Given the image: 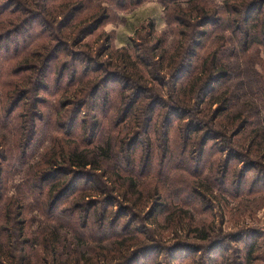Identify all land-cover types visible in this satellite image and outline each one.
<instances>
[{
    "label": "trees",
    "instance_id": "16d2710c",
    "mask_svg": "<svg viewBox=\"0 0 264 264\" xmlns=\"http://www.w3.org/2000/svg\"><path fill=\"white\" fill-rule=\"evenodd\" d=\"M27 1L33 5L36 0ZM179 1L162 0L169 6L172 22L181 27L178 35L182 40L174 51L165 49L158 53L160 44H156L151 47L156 60L137 57L133 61L131 55L120 58L125 71L130 70L139 85L153 84L154 96H148L145 106H136L141 98L138 95L122 109L116 124L103 131L97 143L83 145L69 132L65 137L55 133L65 119L64 124L74 128L81 109L99 94L102 82L94 83L95 78L87 76L89 71L84 72L78 82L83 87L71 94L69 105L74 110L67 115L58 110L57 119L51 116L45 120L39 113L44 104L40 91L47 86L44 81L50 62L59 57L56 49L51 51V29H46L54 22L26 10L30 7L24 0H0V264H131L129 258L138 261L151 250L143 245L146 230L136 225L143 220L146 209L150 211L149 220L155 219L154 224L159 223L162 210L169 209V223L180 227L187 224L188 234H194L201 243L208 242L209 228L200 230L194 215L181 216L175 207L170 211L172 204L167 207L162 200L169 199L168 187L176 180L171 178V171L188 177L172 193L176 205L182 207L187 204L184 196L192 197V204L202 197L204 178L210 184L205 192L213 194L230 181L232 172L233 197L243 196L251 172L254 177L248 192L256 191L255 183L264 185V59H256L264 48V0H188L187 7ZM44 5L49 6L48 0L38 8ZM80 6L70 7L66 2L48 9L54 19L58 15L66 17L62 27L67 28L76 19ZM7 12L19 14L6 22L3 16ZM103 20L102 16L89 21V32L97 30ZM36 21L41 26L38 31L34 27ZM39 38L42 44L34 53L31 46ZM199 48H205L201 56ZM10 61L16 65L4 72V63ZM240 67H244L248 89L238 87L242 90L233 95L240 96L235 103L230 94ZM240 83L243 86L241 80ZM76 85V80H70L67 88ZM161 87L169 88L168 100L162 99ZM123 88L128 89L124 83ZM135 89L138 94L142 92V87ZM245 97L252 104L240 103ZM25 100L28 107L22 111ZM121 102L114 108L120 110ZM96 104L93 111L103 112L105 103ZM69 105L61 107L65 110ZM19 109L20 113L14 116ZM175 119L180 120L178 126L174 125ZM1 130L7 136H2ZM172 134L177 138L175 143ZM157 135L164 139L162 150L169 153L170 173L165 178L149 170L155 152L152 138ZM143 136L149 139V165L140 170L134 146ZM46 139L52 146L38 161H33ZM218 154L219 158L204 160ZM235 160L241 167L238 169L236 163L233 170L230 166ZM15 169L21 171L23 178L17 185V198L10 196V178L6 177ZM120 199L124 203L111 209ZM35 211L42 221L41 229L33 235L28 225ZM67 224L63 233L65 229L59 227ZM65 246L69 249L67 255L60 249ZM198 246L201 247L196 243L190 247ZM251 250L247 264H254L258 257L254 246Z\"/></svg>",
    "mask_w": 264,
    "mask_h": 264
},
{
    "label": "rangeland",
    "instance_id": "374dc122",
    "mask_svg": "<svg viewBox=\"0 0 264 264\" xmlns=\"http://www.w3.org/2000/svg\"><path fill=\"white\" fill-rule=\"evenodd\" d=\"M18 1L20 3V0ZM42 1L44 0H36L31 5L27 0H24L28 4L27 6L30 7V9L26 10L40 16L43 15V17L47 16L53 20L54 25L52 27L48 25L46 29H51V38L53 39L51 51L56 49L59 57H56L54 60L52 59L50 62V71L46 76L47 79L45 78L44 81L47 86H45L44 90L40 91L44 104L40 105L39 113L45 120H49L51 116L57 119L58 110H62V114L64 115L74 110V107L69 105L71 100H73L71 94L76 89L83 87L78 82L85 75L84 72L89 71L87 76L95 78V82L91 79L90 83L102 82L99 94L89 99L87 105L81 109V114L73 129L65 125L64 121L66 119H63L64 121L62 120L61 125L57 127L59 130L55 135L65 137L69 132L72 134L73 139L78 138L77 140L83 145L94 141L97 143L103 136V131L108 126L113 125V123L116 124V120L120 115L119 113L123 111L122 109L127 104L137 99L138 95H140L141 98L138 100L136 106H145L151 94L153 96L155 94L153 84L148 82L139 85L137 80L131 77L130 70L125 71L120 58L125 55H131L133 61H137V57L138 60H156L158 57L151 49L156 44H160L158 53H161L165 49L174 51L177 47L176 44L182 40L181 36L178 35L181 27L172 22L171 14L168 10L169 6L164 4L162 0H142L139 3H137V0H123V2L121 0H56V2L48 0L49 9H52L53 5H60L66 2L69 3L70 7L78 4L81 5L79 12L76 14V19L74 22H70L67 28L62 27L66 17L58 15L54 19L51 17V11L46 5L43 8H38V5L42 4ZM179 2L182 7L189 6L188 0H180ZM53 10L57 11V9ZM18 14L10 15L7 12L3 18L6 19V22L9 19L15 20ZM90 14L96 15L87 16ZM102 16L104 20L100 27L97 30L89 32V28L86 26L87 23L91 22L94 18L97 20ZM75 26H77L76 29H74ZM34 27L38 31L41 27L40 22L36 21ZM15 38H12V40L15 41ZM39 39L35 40L31 46L34 53L40 50L36 49L37 46L42 44V39ZM260 51L259 57L256 58L257 60L264 59V48H261ZM204 52L205 48L198 49L199 56L203 55ZM15 63V61L4 63V72L8 68H13L16 65ZM256 68L260 70L259 65ZM94 69L99 70L93 72ZM238 71V78H236L233 84V92H230V97L232 96V100L235 103L240 96L237 98L233 95L240 93L242 90V88L239 90L238 87L248 89L245 87L247 78L244 67H240ZM164 72L167 71L165 70ZM75 73L76 76L73 77ZM70 80L77 81V85L74 88H67ZM123 83L124 87L126 86L128 89L124 90ZM60 85L63 88L59 87ZM137 87H142V92L139 91V94L137 89H135ZM7 89L6 87L5 91ZM168 91V87H161L162 99H169ZM118 101H122L120 103V110L114 108ZM23 103L26 105V108H23L22 111H26L28 100H25ZM95 103H97V106L98 104L102 106L105 103L104 111L98 113L93 111ZM240 103L244 105L252 104L250 99L246 97L240 100ZM64 105L69 106L63 110L62 107ZM217 107V105H213V108ZM18 113H20V109L17 110L14 116ZM156 118L161 120L160 117ZM179 123L180 120L175 119L174 125L178 126ZM262 124L264 125V118L262 119ZM62 126L64 129H62ZM1 133L2 136H7L4 130H1ZM173 135L172 140L175 143L177 138ZM69 137H66V140ZM139 141V144L134 146L136 148V161L139 169L144 170L149 165L146 158L149 139L143 136ZM152 141L155 143V152L151 158L152 164L149 170H153L160 178H165V175L170 173L168 169L170 167L169 153L162 150V145H164L162 137L159 135L154 136ZM51 146L50 140L46 139L43 141V146L33 161H38L46 149H49ZM246 148L247 145L244 147V154H246ZM216 149L219 150L220 145ZM220 156L218 154L211 158V155H209L204 160L216 159ZM231 163L230 168L233 170L236 167V163L238 169L241 167L240 162H236V160ZM220 172L221 170L216 175L219 176ZM171 173V178L176 180L168 187L170 189L169 199L165 200L162 198V200L167 204V207L169 204H172L171 206L169 205L170 211L175 207L174 210H177L181 216L188 218L194 215L196 221L200 223V230L203 231L204 228H209L208 234L211 235L210 240L201 243V241L195 238L194 234L187 233V224L185 227H180L179 225L173 226L169 223L166 220L167 215H169V209L166 211L162 210L163 212L158 217L159 223L157 224H154L155 219L149 220L150 211L148 212L146 209L143 213V220H140L136 225L140 229L146 230L147 235L143 237L142 241L144 242L143 245L150 247L151 250H147L149 252L138 261L130 260L129 258L128 262L131 261V264H247V255L253 253L251 249L254 246V252L258 255L255 258L254 264H264V185L255 183L258 184L255 188L256 191L248 192L252 189L249 187L254 177V172H251L249 178L246 179L247 183L244 186V188L246 187V191L244 190L241 197L230 195L235 190L234 182H232V172L230 181L224 187L215 189L213 194L205 192V187H209L210 184L204 178L201 185L202 197L197 198L198 201L192 204L194 199L190 196H184L182 199L187 204L183 207L176 205L177 203L173 200L172 193L177 192L176 190L180 187L182 179L186 181L188 177L177 171H171ZM6 177L10 178V196L17 198L18 186H20L23 179L21 171L12 170L10 176L7 175ZM170 182L168 181V183ZM140 188L142 189V185ZM119 202L115 203L111 209H117L119 204L124 203L121 199ZM61 206L67 207L64 204H61ZM41 221L42 219L35 211L31 223L28 225V230L31 234L36 235L39 232ZM67 226L68 224L59 227V229L64 228L65 230L62 232L65 233ZM196 243H199L201 247H190ZM60 249L65 255L68 254L69 249L66 246ZM195 249V252H191Z\"/></svg>",
    "mask_w": 264,
    "mask_h": 264
}]
</instances>
